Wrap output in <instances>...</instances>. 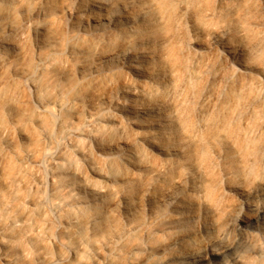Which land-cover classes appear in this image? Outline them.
Instances as JSON below:
<instances>
[{
  "label": "rangeland",
  "instance_id": "1",
  "mask_svg": "<svg viewBox=\"0 0 264 264\" xmlns=\"http://www.w3.org/2000/svg\"><path fill=\"white\" fill-rule=\"evenodd\" d=\"M83 1L0 0V36L8 34L21 48L0 44V60L9 58L0 74L9 89L0 92V264H8L4 257L12 254L17 264H45L46 248L57 264H63L64 252L71 264H155L163 256L167 264L264 261V0H171L169 6L162 0H106L110 5L102 10ZM107 12L119 16L118 22L94 25ZM12 25L20 29L12 33ZM99 29L110 36L109 46H126L132 53L109 59L101 57L104 47L88 50L86 43ZM230 40L244 53L231 55ZM147 53L151 57L143 58ZM91 62H102V69H88ZM133 62L150 74L140 76L131 69ZM223 71L236 74L224 107L211 100L201 104L205 77H215L214 90ZM99 82L102 86L95 87ZM136 84L141 90L129 94ZM254 96L256 112L247 116L243 108L236 119L234 110ZM132 100L157 104L165 124L160 142L170 153L152 148L142 130L127 123L115 101ZM116 114L129 126L128 139L143 150L137 167L119 164L126 143L120 142L119 151L105 150L90 134L112 126ZM93 165L110 171L112 181ZM75 167L106 190L94 222L77 196L61 199L67 188L60 171L74 180ZM181 174H188L182 190L186 203L161 206L158 195ZM145 187L157 207L145 199ZM39 194L43 201L36 205ZM27 210L29 225L23 221ZM70 210H77L79 224H67ZM241 210L258 216L241 222ZM181 215L182 222H158ZM47 228L53 239L46 237ZM245 229L256 235L248 237ZM224 232L230 233L226 245L217 242ZM79 241L86 250L76 257L69 244ZM206 241L215 250L194 263L172 255V247ZM22 246L30 256L19 252Z\"/></svg>",
  "mask_w": 264,
  "mask_h": 264
},
{
  "label": "bare ground",
  "instance_id": "2",
  "mask_svg": "<svg viewBox=\"0 0 264 264\" xmlns=\"http://www.w3.org/2000/svg\"><path fill=\"white\" fill-rule=\"evenodd\" d=\"M110 5V3L106 0H84L83 5L87 8H95L102 10L105 5ZM163 6H169L172 4L171 0H162ZM70 9V7H69ZM83 15L80 13L78 15L79 18H81ZM92 18L91 15H87L84 17L86 21H90ZM119 16H116L115 13L107 12L99 19H94V25L100 26V21L106 22L108 24H113L118 22ZM260 22L264 24V20L260 19ZM12 33L17 32L20 27L18 25H12L11 27ZM122 31H126V27L122 26L120 28ZM8 34H3L0 36V44L2 46H10L13 48H20L17 43L12 42ZM218 36V35H217ZM220 36L225 39H229V36H226L225 34H220ZM110 36L106 34L104 31L99 29L98 35L96 37L89 38L88 42L86 43V48L88 50H94L95 52L101 51L104 47L105 49L102 50L101 57L102 58H109V59H117L120 56H128L132 51L126 47V46H113L112 44L109 46L110 43ZM226 42V41H225ZM228 43V42H227ZM229 44V45H228ZM226 44L229 48V52L231 55L236 56L238 54L244 53L245 48L241 46V44L230 40L229 43ZM214 45V43H212ZM21 49V48H20ZM151 53H147L143 56V58H150ZM9 61L8 57H2L0 60V74L4 67V65ZM103 67L102 62H91L89 64V67H87L90 70H93L95 72L100 71ZM131 69H133L135 72L139 73L140 76H145L150 74L148 70H145L142 65L139 63H131L130 65ZM87 69V70H88ZM25 74H31L32 69H26L24 71ZM95 79V78H94ZM205 85L204 89L202 91L201 97H200V103L204 104L208 100H211L214 107L217 108H223L225 105V102L228 97V90L233 89L234 83L236 81V74L233 71H223L221 73L220 83L216 87V89L212 90V84L215 82L214 76H206L205 77ZM98 80V79H97ZM7 80L0 75V92L4 91L6 92L9 90L7 86L3 85L5 84ZM2 85V86H1ZM102 86V83H97L95 87L99 88ZM142 86L141 84H136L135 86L131 85L127 92L129 94H134L135 90L138 88L140 89ZM240 90L243 88V85H239L238 87ZM141 90V89H140ZM139 90V91H140ZM18 90H14L12 95H16ZM255 97V96H254ZM257 97V96H256ZM254 98L251 100L248 104H244L241 106V108H237L234 110V117L237 119L243 112V108L246 109V115L252 116L256 112V100L257 98ZM114 102V101H113ZM116 105L121 109L123 114L126 116L127 123L136 125L140 128L139 131L142 133L143 137L147 140L149 145L164 153H170L171 150L163 147L162 143L160 142L162 139L165 138V124L164 120L160 121V118L163 116V113L159 111V108L157 107V104L152 101H140V100H132L130 102L125 101H115ZM98 118H102L98 116ZM104 120V119H102ZM161 122V123H160ZM163 122V123H162ZM129 126L124 122V119L122 117V114H116L113 115V124L110 127H103L101 130L97 131H91V135L96 140L97 144L105 149V150H120V142L126 143V145L129 147L128 152L122 154V158L120 159L119 164L124 165L127 167L129 164L134 165L137 167L138 160L141 156V150L140 145L136 141H131L128 139L127 134H125V131L127 130ZM87 132V131H86ZM89 133V131H88ZM85 154V153H84ZM56 164L60 165L61 162L57 161ZM95 170H97L100 173V176L105 178V180L112 181V175L110 171H104L103 169H99L96 165H93ZM111 168H112V162H111ZM100 167V166H99ZM62 174V178L65 179V191L62 192V200L65 201L67 195H74L76 197V200L80 202H84L82 205L83 208H85V211L87 209H90V214L87 216V220L90 222L96 221L97 213L101 210V204L100 201L106 200V194L104 185L100 181L91 179L83 170H80L79 168L75 167L72 170L73 179L70 180L67 178V176H63V174L66 172L60 171ZM188 180V174H181L177 178H175L170 185L160 192L158 195V202L161 203V206H174L176 208H181L186 203V198L182 194L183 187H185L186 182ZM84 193H87L91 200H86ZM76 194V195H75ZM124 195V194H123ZM123 195L118 196L117 199H120L121 197H124ZM143 195L145 196V199L151 203L152 206H156V203L150 197V194L148 193V188H144ZM43 201L42 195H38L34 199V203L36 205H40ZM153 201V202H152ZM120 204V203H118ZM112 205V203H111ZM107 211L111 212L113 211V208L107 204L106 206ZM142 209L140 208L138 212H140ZM257 213L254 210L251 211H243L241 210L239 212V218L242 220L241 222L244 223H251L253 219L257 218ZM186 217L184 215L177 216L175 219H167L164 217H160V221H158L161 224H169L172 222H182L179 220H184ZM13 220V219H12ZM32 220V211L27 210L24 212L23 221L27 225H29V222ZM258 220V219H257ZM79 224L80 223V217L78 215L77 210H70L69 214V220L67 221V224ZM40 226V225H39ZM42 227V226H40ZM48 227V226H47ZM48 229V228H47ZM46 230V229H43ZM245 232L248 237H253L256 235V232L252 229H245ZM28 234V231L26 232ZM46 237L50 240L54 238V233L48 229L45 231ZM230 236L229 232H224L222 235H220L217 239V242L222 245H226V242L228 241ZM4 245H9L10 241H2ZM70 249L72 250L74 256H80L83 250H86L85 243L83 241L77 242L75 245H70ZM215 250L211 242L206 241L202 243H198L192 247H184L181 249H176L172 247V255H174L176 258L181 260L186 259H192L193 263L197 260L202 259L204 257V254L207 250ZM19 252L24 256H30L31 251L28 247L22 246L19 250ZM217 253V252H214ZM45 264H57V261L55 257L52 255L50 250L47 248L45 249V252L42 255ZM166 256L160 257L155 261V264H167L168 263V257ZM6 262L8 264H17V258L15 254L9 255L7 257H4ZM60 259L63 262V264H71L70 256L67 253H62L60 255ZM107 264H112V262H109ZM255 264H264V261L259 260Z\"/></svg>",
  "mask_w": 264,
  "mask_h": 264
}]
</instances>
